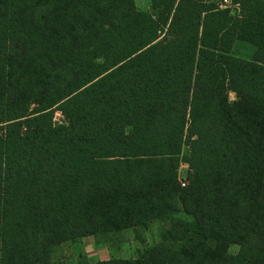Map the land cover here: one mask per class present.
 I'll list each match as a JSON object with an SVG mask.
<instances>
[{
  "label": "trees",
  "instance_id": "16d2710c",
  "mask_svg": "<svg viewBox=\"0 0 264 264\" xmlns=\"http://www.w3.org/2000/svg\"><path fill=\"white\" fill-rule=\"evenodd\" d=\"M150 1L0 0V264H264V0Z\"/></svg>",
  "mask_w": 264,
  "mask_h": 264
},
{
  "label": "rangeland",
  "instance_id": "374dc122",
  "mask_svg": "<svg viewBox=\"0 0 264 264\" xmlns=\"http://www.w3.org/2000/svg\"><path fill=\"white\" fill-rule=\"evenodd\" d=\"M221 4L223 0H209ZM136 6L140 11L148 14H155L150 0H135ZM232 54L242 59H251L254 54V47L251 44L237 42ZM230 101L235 100V94H229ZM63 119L57 113L54 122L60 123ZM186 153V149L184 151ZM188 168L181 165L179 177H186ZM164 227L163 223H154L144 230L127 229L112 234L109 238L97 241L94 238L84 239L78 243H67L59 247L53 257L55 263L59 264H78L82 259H86L90 264L112 259H131L135 258L138 251H144L160 242V234ZM230 253L236 255L239 247L232 245Z\"/></svg>",
  "mask_w": 264,
  "mask_h": 264
},
{
  "label": "built area",
  "instance_id": "2783aa9c",
  "mask_svg": "<svg viewBox=\"0 0 264 264\" xmlns=\"http://www.w3.org/2000/svg\"><path fill=\"white\" fill-rule=\"evenodd\" d=\"M225 4H230L229 0H223Z\"/></svg>",
  "mask_w": 264,
  "mask_h": 264
},
{
  "label": "crops",
  "instance_id": "0c3cea01",
  "mask_svg": "<svg viewBox=\"0 0 264 264\" xmlns=\"http://www.w3.org/2000/svg\"><path fill=\"white\" fill-rule=\"evenodd\" d=\"M88 238H93V237H88ZM88 238H85V239H88ZM84 240V239H83Z\"/></svg>",
  "mask_w": 264,
  "mask_h": 264
}]
</instances>
